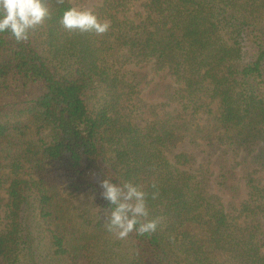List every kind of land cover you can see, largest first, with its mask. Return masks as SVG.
Listing matches in <instances>:
<instances>
[{
  "label": "trees",
  "instance_id": "16d2710c",
  "mask_svg": "<svg viewBox=\"0 0 264 264\" xmlns=\"http://www.w3.org/2000/svg\"><path fill=\"white\" fill-rule=\"evenodd\" d=\"M44 3L0 33V264H264V0H101L103 34ZM105 178L148 193L154 232L107 230Z\"/></svg>",
  "mask_w": 264,
  "mask_h": 264
},
{
  "label": "clouds",
  "instance_id": "9594fccd",
  "mask_svg": "<svg viewBox=\"0 0 264 264\" xmlns=\"http://www.w3.org/2000/svg\"><path fill=\"white\" fill-rule=\"evenodd\" d=\"M48 15L44 0H0V33L9 31L17 41L26 40L29 29L41 24ZM60 23L69 31L103 34L109 30V24L101 22L90 9L69 7L63 11ZM101 184V194L110 206L106 214L109 232L125 238L133 231L145 235L156 230L157 220L149 218L148 193L139 184L127 180L116 183L108 178ZM155 195L153 192V198Z\"/></svg>",
  "mask_w": 264,
  "mask_h": 264
},
{
  "label": "rangeland",
  "instance_id": "374dc122",
  "mask_svg": "<svg viewBox=\"0 0 264 264\" xmlns=\"http://www.w3.org/2000/svg\"><path fill=\"white\" fill-rule=\"evenodd\" d=\"M75 8H79V9H91L93 6L97 5L98 3H100L101 0H83V3H81L79 0H70ZM261 27L264 29V22L263 25H261ZM134 120L138 121L139 123H141L139 121L138 118H134ZM9 140V141H8ZM6 140H0V159L1 158H9V155H13L17 152L18 149V145L19 143L17 142L16 137L10 136L9 139ZM185 151V152H190L193 154V156L195 157L196 162L192 164L190 170H192L193 168H195L198 165V161H199V157L201 155V151H202V146L200 144H194L189 142L188 138L183 139L182 141L178 142L173 148H172V152L174 151ZM231 155L228 156V158L233 161V162H239V157H240V153L239 154H234L233 155V159L230 158ZM6 161H1V164L5 163ZM238 171L239 175H243V172H246V165H239L238 167H235ZM255 167H250L249 170H254ZM2 171V170H1ZM0 171V173H1ZM257 172L254 175L255 176H259L260 175V180L262 183H264V170H259V171H254ZM259 174V175H258ZM241 181H242V177H241ZM208 188L210 189V184L208 186ZM6 202V194L4 192V189L0 188V216H3V210H4V203ZM264 222V220H263ZM36 239L38 240V246L41 245V239L40 235L37 233L36 234ZM36 240V241H37ZM43 241V240H42Z\"/></svg>",
  "mask_w": 264,
  "mask_h": 264
}]
</instances>
